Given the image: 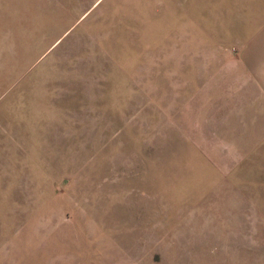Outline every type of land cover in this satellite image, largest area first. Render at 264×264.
<instances>
[{
    "label": "rangeland",
    "instance_id": "obj_1",
    "mask_svg": "<svg viewBox=\"0 0 264 264\" xmlns=\"http://www.w3.org/2000/svg\"><path fill=\"white\" fill-rule=\"evenodd\" d=\"M231 1L0 0V264H264Z\"/></svg>",
    "mask_w": 264,
    "mask_h": 264
},
{
    "label": "crops",
    "instance_id": "obj_2",
    "mask_svg": "<svg viewBox=\"0 0 264 264\" xmlns=\"http://www.w3.org/2000/svg\"><path fill=\"white\" fill-rule=\"evenodd\" d=\"M232 1L228 4L230 5ZM242 4L245 7L242 20L249 30L239 47L240 65L231 70L233 77L241 79V91L238 92H241L242 100L249 103L244 109L247 111V118H252L253 121L245 122V126L252 129L248 132H253V128L256 127L254 132L258 134V149L261 151L264 150V0H242ZM260 165H264V153L263 158L261 154ZM263 182L261 170L259 180L261 208H264ZM262 212L264 213V209H261Z\"/></svg>",
    "mask_w": 264,
    "mask_h": 264
}]
</instances>
